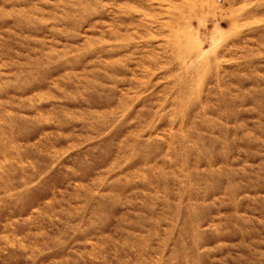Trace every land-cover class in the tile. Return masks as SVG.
<instances>
[{"label":"rangeland","instance_id":"1","mask_svg":"<svg viewBox=\"0 0 264 264\" xmlns=\"http://www.w3.org/2000/svg\"><path fill=\"white\" fill-rule=\"evenodd\" d=\"M0 264H264V0H0Z\"/></svg>","mask_w":264,"mask_h":264}]
</instances>
